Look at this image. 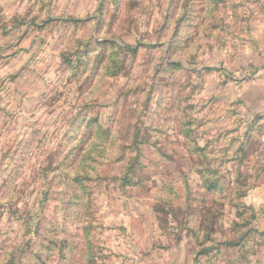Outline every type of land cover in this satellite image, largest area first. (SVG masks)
<instances>
[{
    "label": "rangeland",
    "instance_id": "374dc122",
    "mask_svg": "<svg viewBox=\"0 0 264 264\" xmlns=\"http://www.w3.org/2000/svg\"><path fill=\"white\" fill-rule=\"evenodd\" d=\"M0 17V264H194L201 212L228 241L258 230L218 264H264V183L236 189L264 164V0H0Z\"/></svg>",
    "mask_w": 264,
    "mask_h": 264
},
{
    "label": "trees",
    "instance_id": "16d2710c",
    "mask_svg": "<svg viewBox=\"0 0 264 264\" xmlns=\"http://www.w3.org/2000/svg\"><path fill=\"white\" fill-rule=\"evenodd\" d=\"M93 17H89L86 19L83 18H76V17H69V18H56V19H51V22H55L56 20H59V22H63V23H68L70 25H75V26H79V25H83L85 23H88L91 25V22L94 21V26L97 27L99 25L98 22V18H93ZM1 19V17H0ZM35 19V18H34ZM31 20L32 23H34L35 25H37L38 23H35V21ZM24 25L28 26V23L25 21ZM4 27V24L0 25V29H2ZM91 40V36L86 39V40H81L78 43V46L80 47V51L78 53V57H80L79 61L84 62V57L86 56L87 53L90 52V50H88L86 47V45L88 44V42ZM95 43V42H94ZM235 158H231V160H234ZM198 163L194 166V170L197 171L198 169H200L198 166ZM194 170L192 169V171L194 172ZM257 171L259 173V176L257 175ZM208 172H210L208 170ZM209 182V189H211L213 192H218V190H223L224 186L221 180H214V178H210V180H208ZM240 184H238V187L236 189L241 190V191H248L250 189L256 188L260 185H263L264 183V164L263 165H258V167L254 170V173L252 176H248L247 178H244L242 181L240 180ZM196 217V219H195ZM194 219L195 220L191 226V233L195 236V238L198 239V244L201 245V247L199 248V250L196 251V253L194 254V264H208L205 260L202 261V255L206 257L207 256H211L210 251L214 250V252H216L215 255L211 256V259L217 258V264H218V259L219 256L222 254V251L224 252L226 249H230L232 251L237 252V256L241 253H243V250L246 249L247 246V242L251 239H253V237L256 236V234H258V230L254 229H250L248 231V233H244L241 235L239 242H234V241H228L225 238H223L221 235L219 236L217 234V232L214 230V228L211 226V224H206V219L203 217V212H201L198 216L195 215ZM214 218V216L211 217H207V221H209L210 223V219ZM200 219V220H199ZM199 220V221H198ZM260 236L264 237V232H260ZM204 243H209L208 245L202 246ZM231 258L229 259L227 262V264H238L237 260L238 258ZM192 257V259H193ZM201 257V258H200ZM226 261V260H225ZM216 264V263H215Z\"/></svg>",
    "mask_w": 264,
    "mask_h": 264
},
{
    "label": "crops",
    "instance_id": "0c3cea01",
    "mask_svg": "<svg viewBox=\"0 0 264 264\" xmlns=\"http://www.w3.org/2000/svg\"><path fill=\"white\" fill-rule=\"evenodd\" d=\"M254 90L256 91V101L260 109H264V70L260 71L257 78L254 80Z\"/></svg>",
    "mask_w": 264,
    "mask_h": 264
}]
</instances>
